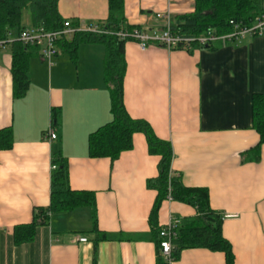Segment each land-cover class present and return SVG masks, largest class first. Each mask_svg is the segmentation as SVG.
<instances>
[{"label": "crops", "instance_id": "obj_1", "mask_svg": "<svg viewBox=\"0 0 264 264\" xmlns=\"http://www.w3.org/2000/svg\"><path fill=\"white\" fill-rule=\"evenodd\" d=\"M124 11L130 26L153 32L192 15L195 6L193 0H125ZM58 13L76 27L103 28L109 0H59ZM22 18L25 29L35 27L27 10ZM74 39L60 42L52 65L32 50L29 87L20 98L13 46L0 51V132L11 133V147L0 149V264H158L157 231L173 218L185 226L197 210L166 200L151 220L158 193L148 183L158 177L159 158L150 155L143 134L114 162L90 158V135L113 121L107 47L83 43L72 54ZM125 61L129 116L171 144L172 171L185 187L208 192L235 264H264V147L257 158L260 136L253 129V97L264 96V37L191 51L152 46L143 52L130 40ZM54 110L60 126L52 142ZM55 154L67 165L70 189L93 193L94 206L49 212ZM35 222L33 238L23 241ZM174 264H226V255L187 249Z\"/></svg>", "mask_w": 264, "mask_h": 264}, {"label": "trees", "instance_id": "obj_2", "mask_svg": "<svg viewBox=\"0 0 264 264\" xmlns=\"http://www.w3.org/2000/svg\"><path fill=\"white\" fill-rule=\"evenodd\" d=\"M195 12L181 17L171 26V32L181 37L198 38L207 32L216 36L230 34L233 30L230 22L251 26L264 7V0H193ZM59 0H0V41H8L12 35L19 36L25 30L23 12L31 15L35 27L43 26L47 31L59 30L63 22L58 13ZM125 0H109V14L105 26L101 29L108 34L94 35L80 33L69 44L72 54L83 43H103L107 47L104 65L105 83L109 88L113 121L91 134L88 141L89 156L93 159L110 158L113 162L133 148V137L143 134L146 137L150 155L159 158L158 177L148 183V187L157 191L151 220L154 221L163 202L170 195L173 201L188 204L196 208L197 218L181 226L174 241L175 257L182 250L208 249L226 255V264H235L229 243L222 234L223 217L211 209L209 194L203 189H191L184 186L181 177L172 171L173 150L170 143L160 140L149 123L129 116L124 106L123 83L126 75L125 44L118 33L133 32L137 27L130 26L125 17ZM60 44V43H59ZM12 74L14 77V96L23 97L29 87V63L32 50L20 42H14ZM204 48H212V45ZM182 50V49H181ZM59 112L52 113V128L57 132ZM253 129L260 136V147L256 148L257 158L261 146L264 147V96L253 97ZM11 147L10 131L0 132V149ZM56 169L52 175L50 213L73 211L80 207L94 206L95 196L89 192H74L68 185L67 165L59 154L53 156ZM44 214V213H42ZM36 216V221L39 218ZM38 217V218H37ZM48 219L45 214V220ZM36 222L27 230L23 241L34 236ZM162 229V228H161ZM158 239V264H163L161 257L160 230ZM20 229H18L19 232ZM19 240L21 241L20 237Z\"/></svg>", "mask_w": 264, "mask_h": 264}, {"label": "built area", "instance_id": "obj_3", "mask_svg": "<svg viewBox=\"0 0 264 264\" xmlns=\"http://www.w3.org/2000/svg\"><path fill=\"white\" fill-rule=\"evenodd\" d=\"M162 18L161 15H157ZM233 30L230 34L223 36H216L212 32H207L201 37H181L174 35L171 32V26H167L163 31L145 32L140 28H135L133 32H120L117 34L119 39L131 40L138 43L140 50L145 52L152 46H159L173 50L191 51L194 47L204 48L217 42L243 41L249 37L259 38L264 37V7L260 15H258L251 26H244L230 22ZM80 33L104 35L108 34L106 31L98 26H74L71 22H65L63 26L57 31H47L45 27H34L23 30L19 36L14 35L8 41H0V51L14 43L20 42L27 48H36L40 52L41 58L44 62L52 65L58 56L59 43L71 36ZM49 141H56L58 136L52 127L47 132ZM56 167H53L55 170ZM169 201H173L171 196H168ZM182 221L179 218H173L160 230L161 239V257L163 264H174L176 261L174 241L178 236ZM79 242L86 243V239H79Z\"/></svg>", "mask_w": 264, "mask_h": 264}, {"label": "rangeland", "instance_id": "obj_4", "mask_svg": "<svg viewBox=\"0 0 264 264\" xmlns=\"http://www.w3.org/2000/svg\"><path fill=\"white\" fill-rule=\"evenodd\" d=\"M25 15V14H24ZM24 24L26 25V26H29V24H26V22H24Z\"/></svg>", "mask_w": 264, "mask_h": 264}]
</instances>
